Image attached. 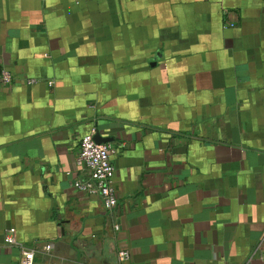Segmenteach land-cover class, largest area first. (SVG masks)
<instances>
[{
	"label": "crops",
	"instance_id": "1",
	"mask_svg": "<svg viewBox=\"0 0 264 264\" xmlns=\"http://www.w3.org/2000/svg\"><path fill=\"white\" fill-rule=\"evenodd\" d=\"M3 70L0 264L10 236L44 264H264V0H0ZM92 127L113 211L74 186Z\"/></svg>",
	"mask_w": 264,
	"mask_h": 264
},
{
	"label": "built area",
	"instance_id": "2",
	"mask_svg": "<svg viewBox=\"0 0 264 264\" xmlns=\"http://www.w3.org/2000/svg\"><path fill=\"white\" fill-rule=\"evenodd\" d=\"M77 2L80 0H76ZM0 82L10 87L14 84L15 78L8 70L0 73ZM28 83L34 84L35 80ZM97 129L90 128L80 139L79 153L76 158V167L80 172L87 174V180H77L75 188L91 196L99 197L109 211H113L119 204L117 188L115 184V165L113 158L117 154V147L112 142L97 143L95 141ZM118 231L119 227L115 226ZM10 245L18 244L21 250L20 264H44L37 262L36 255L39 251L50 254L53 250V244L47 243L42 249L39 247H27L19 244L13 237H7ZM120 263L127 262L131 258L129 250H120L117 253Z\"/></svg>",
	"mask_w": 264,
	"mask_h": 264
},
{
	"label": "water",
	"instance_id": "3",
	"mask_svg": "<svg viewBox=\"0 0 264 264\" xmlns=\"http://www.w3.org/2000/svg\"><path fill=\"white\" fill-rule=\"evenodd\" d=\"M95 140H96L97 143H101V142H99V141L97 140V136H95Z\"/></svg>",
	"mask_w": 264,
	"mask_h": 264
}]
</instances>
